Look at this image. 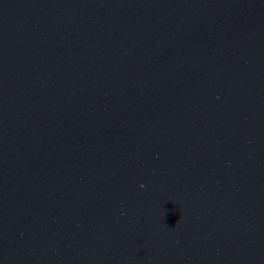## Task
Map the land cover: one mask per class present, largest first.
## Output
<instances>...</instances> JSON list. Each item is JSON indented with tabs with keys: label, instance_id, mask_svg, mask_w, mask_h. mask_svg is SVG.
<instances>
[{
	"label": "water",
	"instance_id": "water-1",
	"mask_svg": "<svg viewBox=\"0 0 264 264\" xmlns=\"http://www.w3.org/2000/svg\"><path fill=\"white\" fill-rule=\"evenodd\" d=\"M0 264H264V0H0Z\"/></svg>",
	"mask_w": 264,
	"mask_h": 264
},
{
	"label": "clouds",
	"instance_id": "clouds-1",
	"mask_svg": "<svg viewBox=\"0 0 264 264\" xmlns=\"http://www.w3.org/2000/svg\"><path fill=\"white\" fill-rule=\"evenodd\" d=\"M143 187V186H142Z\"/></svg>",
	"mask_w": 264,
	"mask_h": 264
}]
</instances>
